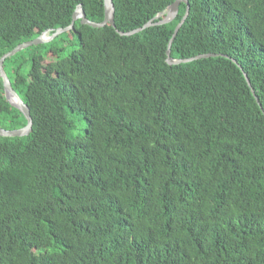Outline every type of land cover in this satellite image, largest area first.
I'll return each mask as SVG.
<instances>
[{
    "label": "trees",
    "instance_id": "16d2710c",
    "mask_svg": "<svg viewBox=\"0 0 264 264\" xmlns=\"http://www.w3.org/2000/svg\"><path fill=\"white\" fill-rule=\"evenodd\" d=\"M113 0L6 57L0 264H264V0ZM104 0H0V58ZM249 79V83L245 77ZM258 98V101L256 99ZM27 123L5 95L0 127Z\"/></svg>",
    "mask_w": 264,
    "mask_h": 264
},
{
    "label": "water",
    "instance_id": "95a60500",
    "mask_svg": "<svg viewBox=\"0 0 264 264\" xmlns=\"http://www.w3.org/2000/svg\"><path fill=\"white\" fill-rule=\"evenodd\" d=\"M181 2H184L187 7H186V12L184 14V16L182 17V19L179 21V23L176 25L173 35L168 43V50H167V62L170 64H176V63H180V62H188V61H192L194 59L197 58H201V57H208V56H215L216 54L210 53V54H199L196 55L194 57H190V58H185V59H175L172 58L170 56V47L171 44L176 36V34L178 33L179 29L181 28L182 24L185 22V19L188 15V1L187 0H175L173 3H171L167 9L163 12H160L158 15H156L153 19L149 20L148 22H146L142 27L134 29L132 31H128V32H120V34H126V35H131L135 32H138L146 27L152 26V25H156V24H163V23H167L171 20H173L178 13V7L179 4ZM76 19H80L82 24H88L92 27H103L106 24H110L113 27L115 26V21H114V3L113 0H104V18L101 22H94V21H90L85 14L84 9L82 8L81 5H78L76 10L73 13L72 16V21L70 23V25H68L65 28L59 27L56 28L55 30H46L44 32H42L38 37L29 40V41H25L22 42L20 44H18L15 48H13L11 51L5 53L4 55L1 56L0 58V76L3 79V84H4V90H5V95L6 98L8 99V101L15 106L16 108H18L23 115L26 117L27 119V123L25 126L21 127V128H17V129H4L2 127H0V135L2 136H23V135H27L32 131V118L30 115V109L28 107V105L24 102V100L20 97V95L16 92V90L12 87V84L10 82L9 77L7 76V73L5 72L4 68H3V63L6 57L12 56L14 55L16 52L27 48L31 45H37L40 43H46L51 41L53 38H55L56 36H58L60 33L67 31V30H71L74 28V22ZM248 83H249V79L248 77L245 75ZM257 101L258 98L256 97Z\"/></svg>",
    "mask_w": 264,
    "mask_h": 264
}]
</instances>
